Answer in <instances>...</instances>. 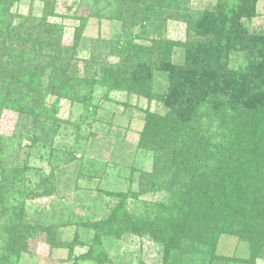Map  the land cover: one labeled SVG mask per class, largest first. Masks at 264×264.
Masks as SVG:
<instances>
[{
  "label": "trees",
  "instance_id": "16d2710c",
  "mask_svg": "<svg viewBox=\"0 0 264 264\" xmlns=\"http://www.w3.org/2000/svg\"><path fill=\"white\" fill-rule=\"evenodd\" d=\"M15 1L0 0V109L23 115L26 107L27 111L39 108L49 93L69 96L76 63L71 55L59 50L53 54L47 48L57 47L50 38L57 36L58 27L46 22L53 16L56 0H41L46 7L43 19L34 20L32 28L29 18L22 17L26 28L17 33L15 28L4 29ZM112 1L118 7L117 15L130 25L143 26L159 17L179 20L197 35H208L209 42L153 40L145 56L131 43L123 47L115 42L107 55L95 53L103 47H93L88 69L94 74L100 71L101 77L96 81L82 78L90 88L95 84L109 90L121 87L147 97L150 89L146 83L156 69L166 71L171 83L168 94L160 99L167 113L148 114L140 134L141 147L158 154L153 172L138 184V194L163 189L168 199L156 205L152 219H132L124 215V204L135 194H125L105 220L92 226L96 240L121 232L148 234L164 244V263L172 260L171 264L182 263L183 243L191 242L198 245L199 264H217L212 254L218 238L234 235L247 244L253 258L263 257L264 36L248 35L237 16L254 0H217L212 13H198L195 19L194 13L178 8L184 0ZM84 23L81 21V29ZM174 47H184L187 52L181 66L172 65ZM198 48L216 49L222 56L234 49L243 51L245 64L240 70L227 71L224 63L214 65L193 58ZM108 55L119 59L115 71L107 65L100 69ZM4 170L9 174L5 183L0 181L1 202L9 198L17 204L19 196L28 197L26 186L17 171ZM36 187L35 196L53 192L48 177ZM4 213L0 209V218ZM7 219L11 223L4 224L5 230L13 238L2 246L0 264H11L10 258L29 245L23 240L42 233L23 217L22 202ZM85 257L96 259L91 251Z\"/></svg>",
  "mask_w": 264,
  "mask_h": 264
},
{
  "label": "rangeland",
  "instance_id": "374dc122",
  "mask_svg": "<svg viewBox=\"0 0 264 264\" xmlns=\"http://www.w3.org/2000/svg\"><path fill=\"white\" fill-rule=\"evenodd\" d=\"M112 2L56 0L53 16L46 22L58 27L57 36L50 38L57 47L47 48L53 54L59 50L65 56L71 55L76 63L70 95L49 93L39 108L27 111L26 107L23 115L0 109V181L5 183L9 174L4 169L17 171L28 195L19 196L17 204L9 198L3 202L0 199V209L5 211L0 218V253L5 241L13 238L4 224L11 223L7 217L21 202L23 217L42 231L23 240L29 245L25 252L10 258L11 264L172 263H164V244L148 234L121 232L98 236L96 240L92 227L105 220L125 194H135L128 196L124 204V215L132 219H152L157 214L156 205L168 199L163 189L138 194V184L155 168L158 152L144 150L140 134L148 114L165 115L168 111L160 99L169 92V75L156 69L146 83L150 89L147 97L121 87L109 90L95 84L90 88L82 78L93 77L96 81L101 77L100 71L94 74L88 69L93 47H103L95 53L107 55L115 42L123 47L131 43L145 56L153 40L201 45L208 41V35H197L186 23L164 17L143 26L130 25L117 15L118 7ZM216 3L217 0H184L178 8L194 13L195 19L198 13H212ZM45 10L41 0H17L9 7L4 29L15 28V33L17 29L25 30L22 17L29 18L34 28V20L43 19ZM237 16L248 35L264 36V0H254ZM81 21H85L82 29ZM75 32L80 34L78 38ZM186 57L184 47H174L172 65H183ZM192 57L214 65L224 63L227 71L240 70L245 64L244 52L237 49L222 56L216 49L198 48ZM118 62L116 56L108 55L100 69L107 65L115 71ZM47 177L53 192L35 196L36 186ZM51 230L52 241L47 235ZM197 247L196 243L184 242L183 261L174 264H199ZM89 251L96 259L85 257ZM213 253V263L217 264H264V256L253 258L247 244L234 235L220 236Z\"/></svg>",
  "mask_w": 264,
  "mask_h": 264
}]
</instances>
